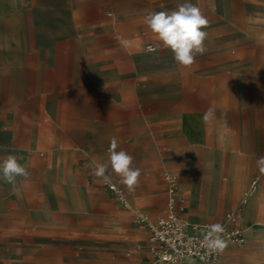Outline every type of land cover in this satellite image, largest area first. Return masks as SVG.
Instances as JSON below:
<instances>
[{
    "label": "rangeland",
    "instance_id": "1",
    "mask_svg": "<svg viewBox=\"0 0 264 264\" xmlns=\"http://www.w3.org/2000/svg\"><path fill=\"white\" fill-rule=\"evenodd\" d=\"M184 2L0 0V161L14 155L29 172L27 178L17 177L15 188L0 178V264H139L135 263V243L146 229L133 214L161 212L165 192L155 182L157 173L168 169L189 191L188 182L168 164L169 151L181 144H172L170 124L162 112L154 110L163 101H152L149 106L154 111L146 110L140 123L109 125L103 120L104 93L90 85L96 77L110 75L115 82L125 78L133 90L135 68L153 74L180 67L170 49H145L146 41L158 42L144 24L149 13L174 10ZM190 2L209 24L204 29L206 51L189 71L263 76L264 0ZM148 79L156 80L152 75ZM200 82L192 81L191 89L199 91ZM236 82L247 83L246 79ZM204 84L200 92L209 97L211 85L208 80ZM49 94L76 101L83 111L53 110L64 118L54 121L42 110V100L54 98ZM84 94L92 101L81 104ZM226 94L233 99L229 126L222 128L221 137L208 123L206 142L197 152L215 165L233 161L238 167L234 175L247 169L237 201L249 179L258 177L259 186L247 204L252 212L257 206L258 218L241 223L245 242L227 244L219 264H264V173L256 167V160L264 156V88L232 89ZM132 109L134 103H129L127 115ZM113 111L118 117L124 110ZM74 114L96 118L72 126L69 117ZM184 130L193 135L190 127ZM113 138L117 151L131 154L134 166L141 170L139 184L131 193L111 169L106 173L120 185L128 207L91 174L97 163L107 160ZM207 173L208 178L200 182L201 206L195 207L203 213L218 195L211 164ZM198 201L191 202L188 193L189 214L196 211ZM234 205L224 202L218 214L198 219L224 223ZM252 212L247 217L242 212L240 221L250 219Z\"/></svg>",
    "mask_w": 264,
    "mask_h": 264
},
{
    "label": "crops",
    "instance_id": "2",
    "mask_svg": "<svg viewBox=\"0 0 264 264\" xmlns=\"http://www.w3.org/2000/svg\"><path fill=\"white\" fill-rule=\"evenodd\" d=\"M144 25L146 26V24ZM147 43H153L156 47V43L154 41L148 40L146 41V44ZM238 63L239 61L233 62V64L236 65ZM135 70L136 75L134 78L135 85L133 90H131V87L127 86V80L125 78H118V82H115L114 80H116V77L110 75L102 78L96 77L95 82L90 85L94 89H99L104 93L105 105L103 110L106 114L103 120L109 125L115 123L116 121L125 123L128 121L130 123L129 125H132L133 123L137 124L143 121L144 112H146V110L154 109V107L151 108L149 106L150 103H153L152 101H163L164 104L162 102V104L155 107L154 110L156 112H162V118H165L170 124L172 144H181V146L172 148V151H169L170 156L168 164L171 168L182 175V178H184L189 185V191L186 192V190L181 187L179 179L180 188L186 196L185 208L182 215L188 220L198 223H216L200 222L198 218H207L210 215L213 216L218 214L224 202L229 205L235 204L233 208L238 206L239 203L237 204V202L240 200L237 201V199L246 180L247 169L243 168V170H239L234 175V172L238 169V167L235 166L233 161L227 163L223 160L219 163V165H215L210 158L203 157L199 152H197V149H199L200 144L206 142V133L204 131L208 123H210V126L216 130L219 136H224L222 128L229 126L230 113L232 111L231 104L233 103V99L226 93L232 89L239 90V88L241 89L245 87H250L251 89L264 88V75L259 77L254 73H243L239 71L196 73L190 72L189 67L183 66H180L177 69L173 67L165 72L157 71L153 74H144L142 70L138 71L136 68ZM123 73L125 74L127 71H124ZM149 75L154 76L156 80L153 82L149 81ZM232 79L236 81L246 79L247 83L236 81L234 83H228V81ZM194 80L202 81L199 83V91L191 89V82ZM207 80L211 85V94L209 97L202 95L200 92L204 89V82L206 83ZM51 95L54 97L53 100H42V110H44L50 119L54 121H62L64 119L59 115L53 114V110L66 109L74 111L73 113L83 111L82 107L77 105L75 106L74 103L76 101L71 103L66 99L54 96L57 94H49V96ZM91 101V98L85 96L84 94V98H82L80 103L86 104ZM243 101L244 99H242V102ZM129 103H134V109L129 110V114L127 115L128 112L126 108ZM209 107L215 110V118L205 122L203 120V116ZM116 108L123 109V114L116 117L113 111ZM95 118V116H82L81 114H74L69 117V120L72 122L70 125L73 126L78 125L77 123L79 122H92ZM185 127H190L193 135H191L190 132H186L184 130ZM238 158L244 160L246 156L239 155ZM209 164H211L215 172L216 178L214 189L218 192V195H216L214 200L211 201V204H209L211 209L203 213L200 209L197 210L195 207L200 208L201 206L200 182L202 177L208 178L207 167ZM164 170L169 171L166 168H162L157 173L155 182L156 184L163 186V190L165 192V185L161 178V174ZM188 193L191 202L197 198L199 199L194 206L196 211H192L190 214L187 210ZM248 202L245 204L246 206L242 205L243 209L240 211V215L243 212L244 217L249 216L252 212V206L251 204L247 205ZM163 207L161 212L156 216L148 213L143 214H147L151 218H156L162 213ZM240 215L239 217L241 218ZM257 218V206H254L250 219L247 221L242 220V222L238 219V224L241 226V223H253ZM257 230L258 229H250V232L255 233ZM139 236L140 238L135 243V249L138 250V253L136 254L137 261L135 263L151 264V254L147 251V249L144 247L137 248L139 243H144L146 233L141 231L139 232ZM221 256L219 260L221 259Z\"/></svg>",
    "mask_w": 264,
    "mask_h": 264
},
{
    "label": "clouds",
    "instance_id": "3",
    "mask_svg": "<svg viewBox=\"0 0 264 264\" xmlns=\"http://www.w3.org/2000/svg\"><path fill=\"white\" fill-rule=\"evenodd\" d=\"M147 28L157 40V48L170 49L175 62L183 67H190L195 63L198 55L206 51L205 40L208 33L209 21L200 9L190 0L178 4L174 10L154 11L145 17ZM215 118V110L209 107L204 113L203 120L208 122ZM118 142L113 138L107 152V160L97 163L91 174L100 179L103 185L111 186L112 178L106 174L109 169L119 178L129 193L134 192L139 184L141 170L134 166V157L127 151H117ZM256 167L264 173V156L256 160ZM29 172L20 164L14 155H8L0 161V178L15 188L17 177L27 178ZM224 231L220 224L211 226V231L204 237L205 247L210 252L223 251L226 242L220 233Z\"/></svg>",
    "mask_w": 264,
    "mask_h": 264
},
{
    "label": "built area",
    "instance_id": "4",
    "mask_svg": "<svg viewBox=\"0 0 264 264\" xmlns=\"http://www.w3.org/2000/svg\"><path fill=\"white\" fill-rule=\"evenodd\" d=\"M155 48L153 43L145 44L148 51ZM161 178L165 185L162 213L156 218L140 212L134 214L136 223L146 229L145 241L139 243L137 248L147 249L151 254V264H186V259H192L195 264H218L222 251L210 252L204 243V237L214 224L223 227L224 231L220 235L226 245H242L245 242L244 229L238 224V219L241 206L246 204L247 199L259 186L257 176L251 177L247 187L242 191L239 205L225 214L224 223H198L185 218L182 214L186 196L180 188L178 176L164 170ZM107 188L118 202L128 207L127 199L114 179L112 185Z\"/></svg>",
    "mask_w": 264,
    "mask_h": 264
},
{
    "label": "bare ground",
    "instance_id": "5",
    "mask_svg": "<svg viewBox=\"0 0 264 264\" xmlns=\"http://www.w3.org/2000/svg\"><path fill=\"white\" fill-rule=\"evenodd\" d=\"M254 195V193L247 199V202L249 201V199ZM246 202V203H247ZM186 264H195L194 261L192 259H186L185 261Z\"/></svg>",
    "mask_w": 264,
    "mask_h": 264
}]
</instances>
